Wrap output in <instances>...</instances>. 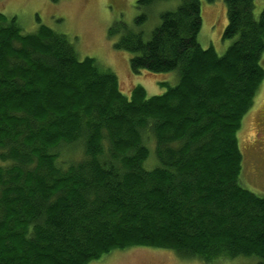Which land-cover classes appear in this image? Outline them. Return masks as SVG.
<instances>
[{"label": "trees", "instance_id": "trees-1", "mask_svg": "<svg viewBox=\"0 0 264 264\" xmlns=\"http://www.w3.org/2000/svg\"><path fill=\"white\" fill-rule=\"evenodd\" d=\"M167 1L137 0L134 26L109 29L134 73L176 72L151 97L125 96L65 35L23 33L0 13V264H89L133 247L264 264V196L241 184L237 140L264 79V9L224 0L219 56L197 40L201 2L215 0H179L144 38Z\"/></svg>", "mask_w": 264, "mask_h": 264}, {"label": "rangeland", "instance_id": "rangeland-1", "mask_svg": "<svg viewBox=\"0 0 264 264\" xmlns=\"http://www.w3.org/2000/svg\"><path fill=\"white\" fill-rule=\"evenodd\" d=\"M137 0H0V13L7 18L15 17L23 33H33L40 25L66 36L73 45L77 58H93L101 69H110L118 79L123 94L130 96L132 89L142 86L148 97L159 95L178 81L175 71L150 73L140 70L134 73L129 65L131 53L114 48L118 35L109 36V29L122 22L134 26L140 14ZM179 0L162 2L150 11L148 21L141 29L144 38L159 24L158 13L177 6ZM264 9V0H254L256 18ZM201 30L197 40L201 48L212 47L221 56L231 40L222 39L227 25L224 0L213 3L201 2ZM264 61V52L262 54ZM264 63V62H263ZM243 156L240 181L244 188L264 196V79L254 97L253 105L243 117L237 133ZM147 168L156 165L154 146L149 147ZM155 161L150 165V158ZM89 264H204L199 260H183L172 251L146 247H133L114 251ZM216 264V263H215ZM217 264H248L244 259L227 260Z\"/></svg>", "mask_w": 264, "mask_h": 264}]
</instances>
